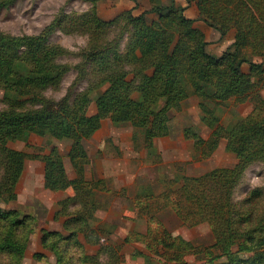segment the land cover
<instances>
[{
	"label": "trees",
	"instance_id": "obj_1",
	"mask_svg": "<svg viewBox=\"0 0 264 264\" xmlns=\"http://www.w3.org/2000/svg\"><path fill=\"white\" fill-rule=\"evenodd\" d=\"M195 3L202 19L216 28L221 36L229 28L236 30L234 41L220 55L207 52L204 34L191 27L193 19L184 15V8H175L176 14L175 9L164 13L166 7L158 5L150 10L159 14L160 22L156 30L146 25V11L137 16L129 12V19L136 26V34L150 39L144 45L135 46L134 52L127 56L115 53L113 60L106 59L102 51L93 52L87 57L94 62L97 55L103 54L100 56L99 80L105 81L107 87L96 99L97 109L106 112L113 121H129L140 131L141 146L145 148L152 145L153 138L170 134L169 110L178 108L182 100L188 97L189 87L192 86L193 93L202 99L198 105L206 114L209 112L207 103L204 105L205 100L224 101L235 97L236 101H240L249 93L251 82L248 75L242 72L241 64L250 61L240 56V48L243 45L264 47V0H195ZM171 13L175 14L179 26H175L168 35L166 32L170 26L167 17ZM180 26L186 29V38L196 43L192 57L187 55V50H183L186 43L181 40ZM177 31L179 39L170 48L173 34ZM162 35L168 39L165 45L160 46ZM66 52L60 46L50 45L46 37H18L0 32V89L5 104L0 110V197L7 200L15 198L27 157L26 152L10 147V141L21 139L28 133L51 135L59 140L69 139L71 146L66 155L76 177L68 178L63 156L53 146L45 155L36 152L33 157L41 156L37 159L44 163L43 185L49 190L68 187L73 190L70 196L58 202L60 209L57 210L58 213H65L64 208L69 203L79 206L67 213L62 223L68 231L67 242L81 246L77 236L82 234L87 243L96 242L100 244V251L110 254V264H117L115 260L120 257L109 245L100 243V239L111 232L113 225L98 223L97 226H104L107 233H101L91 226L96 211L102 206L98 199L99 191L108 188L102 179H88L84 168L88 155L83 140L91 137L99 128L100 117L97 113L89 116L80 113L88 97L86 94L79 99L75 97L72 103L67 97L53 100L42 94L47 85L58 82L66 71L67 66L56 61ZM125 60L131 65L128 71L122 67ZM262 63L255 65L256 70L261 71ZM150 69L151 73H147ZM130 72L133 79L127 78ZM134 79L137 82L135 86ZM134 89L140 92L139 99L132 97ZM203 120L211 128V133L200 149L193 153L194 160L207 159L212 154L223 129L217 124L218 117L215 115L209 119L208 115L204 116ZM227 132L226 150L236 154L235 165L232 168H213L198 176L181 175L183 197L191 204L189 210L183 211L182 204L172 200H166L162 207L173 210L186 223L195 225L207 222L216 243L237 244L239 251L254 252L250 259L235 257L236 254L228 252L227 261L222 264H261L264 263V214L252 207L256 198L260 200V196H257L259 189L251 190L241 201L243 209H236V205L232 204L231 188L253 158H264V99L244 119L234 121ZM183 133L186 138L197 136L191 127L184 128ZM133 139L135 147H139L137 136L133 135ZM170 180L174 183L178 181L174 177ZM148 195L140 191L135 196L138 204L145 200V206L139 208L143 213L141 215L147 218V232H130L124 237L125 240L130 237L141 240L157 234L154 229L159 226V221L149 207V199L154 194ZM247 206L250 207L246 209ZM18 214L17 210L0 209V231L1 228L3 230L0 254H13L16 264L27 244L26 224L31 218L29 215L19 217ZM51 236L63 238L56 231H44L41 242L47 244ZM106 238L109 240L108 235ZM166 238L170 239L169 248H186L180 236L168 232ZM81 256L83 262L89 260L99 264L97 254L83 253Z\"/></svg>",
	"mask_w": 264,
	"mask_h": 264
},
{
	"label": "rangeland",
	"instance_id": "obj_2",
	"mask_svg": "<svg viewBox=\"0 0 264 264\" xmlns=\"http://www.w3.org/2000/svg\"><path fill=\"white\" fill-rule=\"evenodd\" d=\"M158 5L166 7L163 10L164 13L169 10L172 12L178 7L184 8V15L193 19L191 27L204 34L205 43L215 51H212L214 55H218L217 52L224 47L227 48L234 41L235 28H229L225 35L218 39L213 38L215 31L218 30L202 19L195 0L189 2L186 0H0V32L18 37H46L50 45L60 46L66 50L67 52L58 56L56 61L65 64L67 69L58 82L45 87L42 91L44 97L53 100L67 97L72 103L75 97L79 99L86 94L88 97L84 100L80 113L86 116L96 113L99 115L102 125L100 132H103L104 136L105 133H109L108 140H105L108 143L104 147L110 146L111 149L114 139L120 138L119 134L127 131L129 127L132 134L137 136L138 148L141 152L144 147L141 146L142 136L139 130L130 126L129 121L125 119L113 121L106 112L97 109L96 99L107 87L105 81L99 80V76H101L99 65L102 62L100 56L103 54H99V57L97 55L94 62L89 61L87 57L93 52L102 51L105 53L106 59L113 60L115 53L127 56L131 51L134 52L135 46L144 45L150 39L142 38L136 34V26L130 21L129 12L131 15L137 16L146 11V25L150 29L156 30L160 22L159 14L150 10ZM174 12L177 13L176 9ZM175 14L171 13L167 17L170 26L166 32L168 35H171L175 26H179ZM180 28L181 40L186 43L183 50H187V55L192 57L196 43L193 39L186 38L185 28L182 26ZM179 32L173 34L171 44L169 43L170 48L179 39ZM164 35L159 39L160 46L167 43L168 38H165ZM240 56L250 61L241 64L242 72L248 75L251 82L249 93L244 99L236 101L235 97H232L224 101L205 100L204 105L207 103L206 107L209 112L206 114L203 108L198 105L202 99L193 93L191 86L188 88L190 92L188 97L182 100L179 107L169 110L171 118L168 121L170 127L168 136L170 138L183 136V130L187 127H191L197 133L196 137L189 138L190 146L193 143L189 147L191 155L200 149V145L205 143L211 133V128L203 120L204 116L208 115V119L214 115L217 116V124L223 127L218 139L219 141L224 137L228 139L227 130L233 122L244 119L254 110L255 105L264 99V71H262L264 70V47L252 48L243 45L240 48ZM261 62H263L261 71H258L255 65ZM122 67L126 71L130 70V62L125 60ZM151 71L150 69L146 72L151 73ZM132 77L130 72L127 78L133 79ZM136 80L138 81V78ZM136 80H133V86L137 83ZM2 94L3 91L0 89V110L5 107ZM140 95L137 89L132 91L134 99H139ZM68 144L71 146V141L68 139L59 140L51 135L40 136L35 133L25 134L21 139L9 142L10 147L27 153L25 173L23 176L21 174L22 177L18 181L15 198L7 200L6 197H0V209L17 210L19 217L23 215L31 217L26 224L27 244L17 264H96L89 260L83 262L81 256L83 253L97 254L99 264H110V254L100 251V244L96 242L87 243L82 234L77 236L81 246L67 242L68 231L63 228L62 223L66 219L67 213H71L79 206L69 203L64 208L65 213H58L57 210L60 209L58 203L52 202L49 189H46L41 183L40 168H38L42 163L39 160L41 156L37 157L39 159H34L35 153L45 155L50 148L55 146L62 154L64 162L68 163L69 159L66 155ZM88 145L92 147V143ZM182 148L186 149L184 145ZM159 151L158 159L149 156L142 171L126 187L127 191L125 192L128 197H114L115 194L113 197L105 194L98 195V199L102 203L99 209H102L99 213L96 211L91 226L101 233H107L104 226H97L98 223L113 225L111 232L107 233L109 240L106 238L107 235L103 234L105 238L102 237L100 243L109 245L108 247L113 249L117 257H120L119 260H115V263L222 264L227 261L228 252H232L236 254L235 257L242 259L253 258L254 252L239 251L237 244L216 243L207 222H199L195 225L186 223L173 210L162 207V203L166 200L179 201L182 204V210L187 212L188 206L191 204L183 197L181 175L198 176L213 168H222V166L215 165V160L223 161L222 157L225 152L220 151L209 159L194 160L192 157L187 160L186 156L178 153V150L166 148ZM142 152L144 153V151ZM230 153L234 154L235 162L223 168H232L237 162L236 154ZM151 154L150 152L149 155ZM33 173L36 177L32 179ZM1 175L2 169L0 168V177ZM173 177L177 178L176 183L172 181L173 179L170 180ZM123 180L117 178L116 186L121 187V184L124 183ZM110 185L112 186V184ZM254 189H259L257 196H260V200L256 198L252 207H256L262 211L261 214H264V158H253L233 184L231 199L232 204L236 205V209H243V206H240L241 201ZM140 191H143L145 195L154 194V197L149 199V207L159 221V226L154 229L157 234L141 240L134 237L125 240L124 237L130 232L140 234L147 232L148 221L146 222L147 218L140 215L142 211L139 208L145 206V200H141L142 204H138L135 200V196ZM114 201H118L119 205L110 206ZM106 204H108L107 207ZM249 207L247 206L246 209ZM135 208L137 215L133 217ZM120 212H122L121 215ZM132 221L137 222L136 225H133ZM134 229H142L144 232L130 231ZM44 231H56L63 238L51 236L47 244H43L41 239ZM168 232L174 236H180L184 240L186 248H169L170 239L166 238ZM0 235L1 237L3 235L2 228ZM15 259L13 254H0V264H16Z\"/></svg>",
	"mask_w": 264,
	"mask_h": 264
},
{
	"label": "crops",
	"instance_id": "obj_3",
	"mask_svg": "<svg viewBox=\"0 0 264 264\" xmlns=\"http://www.w3.org/2000/svg\"><path fill=\"white\" fill-rule=\"evenodd\" d=\"M215 32L216 33H214L213 38L218 39L221 35L218 31H215ZM206 39L208 40V38ZM225 48L226 47H224L222 50H220L217 53L219 54L223 53L225 51ZM206 50L207 52L212 54L213 50L210 49L209 46L207 45H206ZM101 126L102 125L100 121L99 128L91 135V137L83 141L84 147L88 155V162L84 166L86 177L92 180L102 179L103 181H105L107 185L106 187L108 188V190L106 191L100 190L99 191L100 195L105 194V195H110L111 197H113V194H115L114 197L115 196H123V197L127 196L128 197L127 192H125L127 191L126 187L129 186L132 183L134 177H136L137 174L142 171V169L147 163L146 159L149 158V156L150 158H154L156 160L158 159V156L160 155L159 150H164L166 148L178 150V153L183 156H186L185 158L187 160L192 159L193 154L191 155V149L189 147H191L193 143L190 146L191 141L189 140V138L187 139L184 136V133H183V136L178 137V138L176 137L174 139L170 138L168 135L155 137L152 140V145L149 148L144 147L142 149L144 153L141 151L142 152L141 154L139 148L135 147V144H134L135 142H134L133 134H132L133 132L129 129V127L127 131L125 130L119 134L120 138L114 139V144L112 145L111 149H110V146L108 148H105L104 146L108 143L105 140H108L107 137L109 136V133H105V136H104V133L100 132ZM224 139L227 140V137H224ZM224 139L218 142L217 147L214 149L212 154L208 157V159L212 158L220 151L225 152L224 157H222L223 161L217 160V159L215 160V163H216L215 165L217 167L229 166L235 162L234 154L226 150V145H225L226 140ZM91 143H92V147H90L91 145L90 146L88 145ZM183 145L186 147V149L182 148ZM69 149H70V144H68L66 152H68ZM150 152L152 153L151 155H149ZM40 162L42 161L40 160ZM64 163H65L68 178L72 179L76 177L75 170L71 166L70 162L68 161V163L66 162ZM25 165H26V161L24 162L22 176L25 173ZM38 168H40L41 183L44 184V163L42 162ZM34 177H36L35 173L32 174V179ZM117 178L120 180L124 179L123 180L124 183L121 184V187L116 186ZM109 183L112 184V186ZM72 193H73V190L71 187H68L65 190H57V191L49 190V196L52 199V202L55 204L63 200L64 198L70 196ZM114 204L116 206L119 205L118 201H114L110 204V206L111 205L113 206ZM107 205L108 204H106V207ZM101 209H98L97 212L99 213ZM121 214L122 212H120V215ZM133 215H134L133 217L137 215L136 208H135V211L133 212ZM110 222H114V221H110ZM136 223L137 222L132 221L133 225H136ZM130 231L144 232L142 229H136V230L134 229Z\"/></svg>",
	"mask_w": 264,
	"mask_h": 264
}]
</instances>
